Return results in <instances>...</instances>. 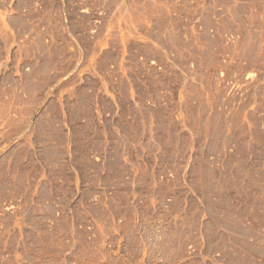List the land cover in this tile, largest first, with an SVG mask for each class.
<instances>
[{
    "label": "rangeland",
    "instance_id": "rangeland-1",
    "mask_svg": "<svg viewBox=\"0 0 264 264\" xmlns=\"http://www.w3.org/2000/svg\"><path fill=\"white\" fill-rule=\"evenodd\" d=\"M0 264H264V0H0Z\"/></svg>",
    "mask_w": 264,
    "mask_h": 264
}]
</instances>
